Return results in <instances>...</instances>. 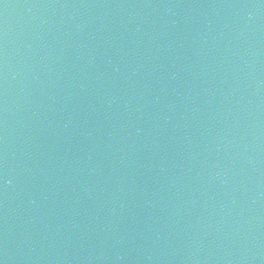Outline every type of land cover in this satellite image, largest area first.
Segmentation results:
<instances>
[{"label": "water", "instance_id": "obj_1", "mask_svg": "<svg viewBox=\"0 0 264 264\" xmlns=\"http://www.w3.org/2000/svg\"><path fill=\"white\" fill-rule=\"evenodd\" d=\"M0 264H264V0H0Z\"/></svg>", "mask_w": 264, "mask_h": 264}]
</instances>
